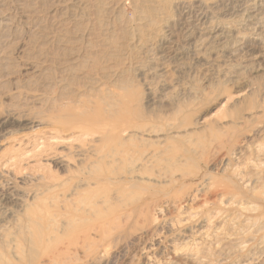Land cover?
I'll list each match as a JSON object with an SVG mask.
<instances>
[{
  "label": "rangeland",
  "instance_id": "rangeland-1",
  "mask_svg": "<svg viewBox=\"0 0 264 264\" xmlns=\"http://www.w3.org/2000/svg\"><path fill=\"white\" fill-rule=\"evenodd\" d=\"M169 1L160 43L132 0H0V264H264V31L239 19L264 24V0ZM206 22L227 36L194 52ZM121 86L146 133L80 140L82 103ZM96 161L123 190L63 235Z\"/></svg>",
  "mask_w": 264,
  "mask_h": 264
},
{
  "label": "bare ground",
  "instance_id": "bare-ground-1",
  "mask_svg": "<svg viewBox=\"0 0 264 264\" xmlns=\"http://www.w3.org/2000/svg\"><path fill=\"white\" fill-rule=\"evenodd\" d=\"M67 1L70 2L72 7H75L77 9L82 8L81 6H83L82 3L84 2V0H57V2H56V5H58L57 10H63L64 7L67 6V5H65V4H67ZM86 1H88V0H86ZM97 1H99V0H97ZM104 1H108L109 3H114L117 6L119 4L117 2H114V0H103V2ZM89 2H90V0H89ZM132 2L134 3L135 9L138 11V19H137L138 23L142 26L149 24L150 27H152L151 30H153V29L155 30V36H156V38H158L157 40H159L160 43H162V42L164 43L166 41V38H167L166 33H168L171 30L170 29L171 25H169V22L166 20L158 21V18H160L159 13H161L162 11H164L165 9L168 8V6L170 5V1L169 0H132ZM104 4H103V6H104ZM190 4L191 3H185V4H181L180 6H182L183 10L185 11V10H188L191 8ZM254 9L255 8H250L248 11H246L245 14L240 15L239 19L242 18L243 21L246 23L245 24L246 26L254 27V29L256 31L263 32L264 31V24H261L259 22L260 19H254V15L252 14ZM82 10H84V9H82ZM85 10H86V8H85ZM189 11H187V13H189ZM76 14H77V12H76ZM76 14H74V15H76ZM257 17H260V15H256L255 18H257ZM240 22H242V21H240ZM202 25H203L202 27L197 26L198 28L196 27L197 29L192 31V33H189V35L187 34L188 35L187 40H191L193 38V35H195L194 33H198V35H199V38L194 41L195 42L193 45V51L194 52H200L203 49L206 50V48L211 46V44H213L214 42H219V41L225 39L227 36L226 35L227 31L223 28H221L223 30L219 31L220 34H218L216 31V28L213 25H211V23L206 22L205 24H202ZM254 29H253V31H254ZM87 42H89L88 39H87ZM187 43H189V42H187ZM223 43H222V45H223ZM99 92L102 93L101 97L98 96L99 98L92 99L89 101H84L81 105V108L76 112L75 117L76 116L79 117V118H76V120L81 121V123H79V124H80V126H82L81 129H83V131H82L81 136H80L81 139L80 138H74L75 140H78V139L82 140V138H84V137H90L93 141L103 140V142H104V140L108 136H110L112 138V137H115L116 134H120V133H124V134L132 133L135 135H139V134L144 135L146 133V131L144 130L143 127H140L138 125H135L134 123L129 122L130 115L133 112L137 111V106H138V104L136 103L137 98L134 95V93H132L127 87L124 88L122 86L121 87H112L111 89H106V88L104 89V87H103L102 89L99 90ZM107 146H108L107 144L102 145L101 151H104V149ZM104 153H105L104 156L101 157L100 159L112 158L113 161L116 162L115 158L122 156L121 157L122 159L128 161L127 157L129 156V153L124 152V151L121 152V150L117 149V147L111 148L108 150V152H104ZM124 160H123V162H124ZM55 162L57 165H59L63 168H65V167H68V169L75 168L73 172H79V170H78L79 166L78 165L74 166V167H72V165L68 166L67 161H65L62 158H57L55 160ZM103 163H105V162H103ZM103 163L100 161H96L95 163H91L90 166H92V165L93 166L91 167V173L88 174V178L85 180L80 179V181L77 180V181L83 182L85 184V185L79 184L78 189H81V191H86V188H88L91 191H93L92 194L94 196L89 197L90 199L89 198L86 199L87 196L85 199L80 198L79 205H75L76 202L74 203V199H75L74 196H76L78 194V192L74 194L73 192H75V191L74 190L72 191V193L74 194V196H73L74 199L73 198L69 199L68 197L65 196L64 202L66 205L65 206L66 212H65L64 222L62 223V224H64L63 225L64 234L61 231V233L63 235L69 234L70 231H78V230L83 231L82 233H84V230H88V229L87 228L84 229L82 224L85 223L86 221L97 218L98 215L101 214L100 212H102L101 207H103V206L105 207V205L107 203H108V205L111 204L110 203L111 201L109 198L110 193L112 191L116 192V191L123 190V188L117 189V190L116 189L111 190L109 187H107L109 185L115 184V181H117L119 179L120 174H115L116 177L113 174L114 172L110 173V175H106V174L104 175L103 173L100 172V168H101V165H103ZM87 165L89 166V164H87ZM103 166L105 167V165H103ZM89 169L90 168H88V170ZM94 169L95 170L98 169L99 172L98 171L95 172ZM135 170H136V168H135ZM135 170H133V171H135ZM80 171H82V170H80ZM109 171L111 172L112 170H110V168H109ZM103 172H104V170H103ZM111 174H113V176ZM131 174H134V173L132 172ZM117 175H119V176H117ZM128 175H126V176H128ZM122 177L124 178V176H122ZM51 179H52V182H54L53 180L57 181L56 177H50L49 180L51 181ZM63 183L66 184L65 182H63ZM64 184H62V185L57 184V186L54 185L55 187H53V188H55V189L56 188H58V189L62 188L64 186ZM80 187H82V188H80ZM82 189H84V190H82ZM75 190H77L76 187H75ZM102 192H104V193L102 194ZM88 194H90V196H91V192H89ZM118 194H119V192H118ZM124 195H125V193H123V196H122L123 198H124ZM116 196H117V194H116ZM119 196L121 197V195H119ZM77 197H79V195H77ZM76 200H79V199H76ZM113 218H114V220H120L121 219L120 216H115ZM56 226H58V225H56ZM60 227H61V225H60ZM61 229H62V227H61ZM54 230H55V228H54ZM54 230L51 232V234H49V238L52 237L55 234V232L57 231V230L56 231H54ZM58 231H59V229H58ZM85 233H86V231H85ZM36 238H39V239H35V243L37 244L39 241H42L43 239L45 240V235H40L39 237H36ZM61 250H63V249H61Z\"/></svg>",
  "mask_w": 264,
  "mask_h": 264
}]
</instances>
